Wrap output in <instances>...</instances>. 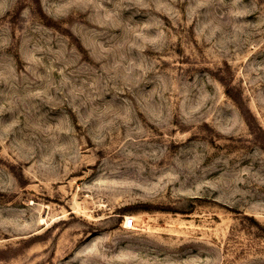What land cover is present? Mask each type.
Instances as JSON below:
<instances>
[{
	"label": "rangeland",
	"instance_id": "obj_1",
	"mask_svg": "<svg viewBox=\"0 0 264 264\" xmlns=\"http://www.w3.org/2000/svg\"><path fill=\"white\" fill-rule=\"evenodd\" d=\"M0 264H264V0H0Z\"/></svg>",
	"mask_w": 264,
	"mask_h": 264
},
{
	"label": "built area",
	"instance_id": "obj_2",
	"mask_svg": "<svg viewBox=\"0 0 264 264\" xmlns=\"http://www.w3.org/2000/svg\"><path fill=\"white\" fill-rule=\"evenodd\" d=\"M123 228L127 231L133 230L135 228V221L133 217H125L123 221Z\"/></svg>",
	"mask_w": 264,
	"mask_h": 264
}]
</instances>
